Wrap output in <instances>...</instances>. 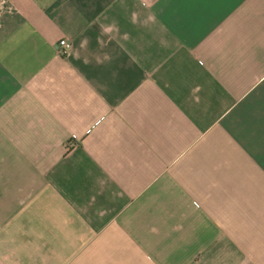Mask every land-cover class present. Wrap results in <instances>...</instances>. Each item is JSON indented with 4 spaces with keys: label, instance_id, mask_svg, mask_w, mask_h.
<instances>
[{
    "label": "crops",
    "instance_id": "crops-1",
    "mask_svg": "<svg viewBox=\"0 0 264 264\" xmlns=\"http://www.w3.org/2000/svg\"><path fill=\"white\" fill-rule=\"evenodd\" d=\"M0 264H264V0H0Z\"/></svg>",
    "mask_w": 264,
    "mask_h": 264
},
{
    "label": "built area",
    "instance_id": "built-area-1",
    "mask_svg": "<svg viewBox=\"0 0 264 264\" xmlns=\"http://www.w3.org/2000/svg\"><path fill=\"white\" fill-rule=\"evenodd\" d=\"M72 47V43L70 40L63 38L59 41L58 52L61 54H67Z\"/></svg>",
    "mask_w": 264,
    "mask_h": 264
}]
</instances>
